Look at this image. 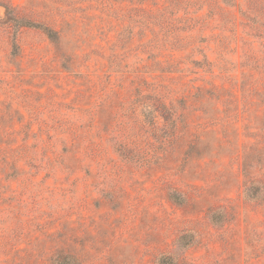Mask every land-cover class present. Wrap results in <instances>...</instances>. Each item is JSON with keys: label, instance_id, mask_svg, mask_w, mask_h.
Instances as JSON below:
<instances>
[{"label": "rangeland", "instance_id": "374dc122", "mask_svg": "<svg viewBox=\"0 0 264 264\" xmlns=\"http://www.w3.org/2000/svg\"><path fill=\"white\" fill-rule=\"evenodd\" d=\"M2 4L0 264H264V0Z\"/></svg>", "mask_w": 264, "mask_h": 264}, {"label": "trees", "instance_id": "16d2710c", "mask_svg": "<svg viewBox=\"0 0 264 264\" xmlns=\"http://www.w3.org/2000/svg\"><path fill=\"white\" fill-rule=\"evenodd\" d=\"M0 7L4 8L6 11L4 12L7 21L11 20L10 12L8 7L5 5H1ZM40 28L45 32L48 38L53 41H58V33L50 29L49 27H45L40 25ZM144 112H149V115H152L154 121L158 122V120L163 121V129L172 125L173 131H176L179 124L183 122V115L179 114V111L175 110V107L169 103H160L158 100L152 103V105L145 107ZM246 196L251 199L260 200L264 198V191L261 187L251 186L246 189ZM179 245L181 247L188 246L187 236H183L179 239ZM65 261V259H64ZM64 261H59L57 264H64ZM159 264H177L173 258L163 256L159 260Z\"/></svg>", "mask_w": 264, "mask_h": 264}]
</instances>
